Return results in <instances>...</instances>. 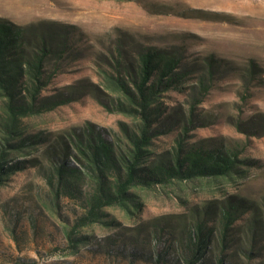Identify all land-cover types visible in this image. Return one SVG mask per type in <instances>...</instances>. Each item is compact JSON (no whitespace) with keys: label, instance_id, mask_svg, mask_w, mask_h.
Segmentation results:
<instances>
[{"label":"rangeland","instance_id":"obj_1","mask_svg":"<svg viewBox=\"0 0 264 264\" xmlns=\"http://www.w3.org/2000/svg\"><path fill=\"white\" fill-rule=\"evenodd\" d=\"M0 19L16 26L42 22L67 27L82 48L69 57L63 73L43 93L44 96L73 93V101L23 119L27 135L41 134L45 140L36 152L9 158L5 165L23 162L20 160L28 162L26 169L10 173L0 187V264H14L17 258H26L33 264H118L120 244L111 241L116 244L112 251L118 258L111 260L106 254V250H111L106 246L111 239L124 235L125 242L137 244L138 255L151 252L152 248L163 251L175 232L180 237L183 224L193 213L203 215L205 206L228 199L246 201L258 211L256 218L261 219L264 135L238 132L233 124L238 118L255 117L254 121L260 124L257 116H264V0H0ZM122 33L129 34L140 46L184 48L185 64L192 69L185 78L184 90L167 91L160 98L161 108L166 111L161 120L178 112L172 117L178 119L180 126L188 118L191 88L203 63L207 58L216 61L211 88L195 110L196 118L186 142L242 148L240 159L249 163L240 165L246 173L232 182L197 180L140 192L142 205L134 216L118 208L108 210L107 220L118 225L106 228L97 224L85 230V234L93 236V243L86 247L92 253L85 255L81 250L78 260L53 250L63 247L60 228L64 219H73L81 209L77 201L55 199L43 176L50 166L49 156L43 153L54 142L61 147L60 138L69 145L70 139L86 128L111 138L120 133V124L130 125L126 117L104 107L107 97L96 65L109 59L113 42ZM251 61L259 68L254 78L248 76ZM82 81L92 84L95 92L80 84ZM172 129V133L154 141L158 153L169 150L181 131ZM56 157L63 160L62 155ZM65 159L77 165L71 152ZM250 208L244 209L238 224L252 218ZM14 226L20 234H26L20 244L22 251L10 236V228ZM154 227L158 228L157 243L145 246ZM260 261L258 258L255 262Z\"/></svg>","mask_w":264,"mask_h":264},{"label":"trees","instance_id":"obj_2","mask_svg":"<svg viewBox=\"0 0 264 264\" xmlns=\"http://www.w3.org/2000/svg\"><path fill=\"white\" fill-rule=\"evenodd\" d=\"M72 35L70 29L55 23L16 26L0 19V187L10 173L26 169L28 163L20 160L23 162L5 167L8 159L29 156L45 140L41 134L27 135L23 119L48 113L74 99L75 94L69 92L43 95L55 77L63 73L69 57L82 49ZM185 60L181 46H140L129 34L122 33L113 42L109 59L96 63L108 102L104 107L126 117L130 125L120 124V133L111 138L86 128L75 134L69 145L60 138L61 147L54 142L48 152L44 151L50 166L43 176L51 193L55 199L77 201L81 209L73 219H64L60 228L63 247H54V253L78 260L81 250L91 254L86 247L93 243V236L84 231L97 224L106 228L118 225L107 220L110 209L136 215L142 205L140 192L197 180L232 182L246 173L240 166L249 163L240 159L244 149L186 142L195 110L212 85L216 70L213 58L205 60L191 88L188 118L183 125L172 117L178 112L161 120L166 112L160 102L163 93L183 91L185 78L192 71ZM258 70L251 61L248 76L254 78ZM80 84L95 92L92 84ZM258 117L260 124L255 117L238 118L233 125L238 132L263 136L264 116ZM173 127L181 128L180 133L169 150L158 153L154 141L172 133ZM70 152L77 165L66 162ZM247 207L253 210L252 218L238 224ZM257 212L244 200L228 199L205 206L203 215L193 213L183 224L180 237L175 232L163 251L152 248L138 255L137 244L125 242L122 235L109 241L106 246L111 250L106 254L111 260L117 257L112 251L116 246L111 244L113 241L120 244L118 264H264V212L261 219L256 218ZM16 230V226L10 228V236L22 251L20 244L26 234ZM157 230L154 227L149 233L145 246L157 243ZM258 258L261 261L257 263ZM31 263L26 258L14 260V264Z\"/></svg>","mask_w":264,"mask_h":264}]
</instances>
